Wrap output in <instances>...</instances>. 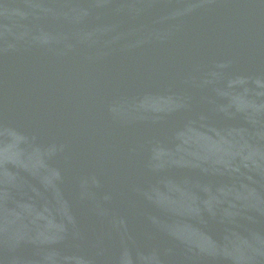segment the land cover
<instances>
[{"label":"water","instance_id":"water-1","mask_svg":"<svg viewBox=\"0 0 264 264\" xmlns=\"http://www.w3.org/2000/svg\"><path fill=\"white\" fill-rule=\"evenodd\" d=\"M0 264H264V0H0Z\"/></svg>","mask_w":264,"mask_h":264}]
</instances>
